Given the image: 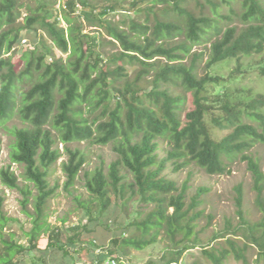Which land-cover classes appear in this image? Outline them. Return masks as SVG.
Segmentation results:
<instances>
[{"label": "trees", "instance_id": "trees-1", "mask_svg": "<svg viewBox=\"0 0 264 264\" xmlns=\"http://www.w3.org/2000/svg\"><path fill=\"white\" fill-rule=\"evenodd\" d=\"M35 1L37 6L29 5L31 13L19 24L21 0H0V125L18 108L25 125L11 131L10 158L24 167L25 180L36 190V194L30 188L23 191V205L27 207L31 194L34 206L27 247L16 242L13 234L9 239L3 237L7 221L3 215L5 198L0 194V264H24L28 255L33 264H59L57 256L33 253L40 249L38 236L47 233L41 249L57 247L64 264H82L84 249L89 252L87 264H110L112 259H120V248L144 249L156 241L160 231L171 242L161 264H180L185 253L196 248L211 264H224L230 258L249 264L250 249L256 251L258 261L264 259V170L252 151L256 144H264V94L230 85L247 73L239 62L243 56L254 55L260 64L259 74L264 76V0H205L212 14L194 12L187 7L192 0H130V11L145 13L147 20L132 19L129 30L120 27L127 22L122 17L116 23L107 19L111 13L127 10L122 6L127 0L103 4L67 0L63 16L68 22L77 8H84L89 22L114 39L111 44L120 42V51L107 56L111 65L104 63L106 39L84 33L79 16L78 24L71 25L67 35L53 4ZM235 4H240L241 13ZM222 6L228 7V14L219 12ZM237 16L241 25L221 28V20L231 23ZM40 26L50 40L42 35L38 39ZM26 29L35 30L36 46L21 43V32ZM202 41H210V47L200 71L199 61L205 52L191 51ZM19 46L26 47L21 56L26 65L21 71L11 57H4ZM185 55L190 56L188 62L183 60ZM234 61L236 66L227 76L224 69L230 70ZM25 79L31 81L30 87L18 92ZM16 93L20 96L18 107ZM224 130L228 133L219 137L217 133ZM85 139L102 145L115 143L117 158L107 171L97 167L84 172L88 199L77 200L88 223L69 227L72 234L64 243L60 241L63 230L51 228L47 219L48 202L59 187L50 184L51 167L61 156L58 141L67 144ZM163 139L170 149L161 159L158 149ZM65 150L64 188L70 190L86 157L78 148ZM1 152L0 139V157ZM236 159L245 162L251 174L253 204L261 215L255 221L247 216L245 187L239 183L234 187V218L226 217L221 230L204 236L207 227L199 229L200 221L205 218L212 223L214 217L201 207L206 189L189 194L192 171L179 185L164 174L167 162L175 171L194 163L209 174H223ZM1 184L21 188L10 166L0 168ZM135 203L136 215L129 219V208ZM111 211L115 219L127 213L128 222L121 228L129 234L115 235L112 246L99 251L95 239H85L84 232L91 233V227L97 225L94 222ZM244 227L249 242L238 237Z\"/></svg>", "mask_w": 264, "mask_h": 264}, {"label": "rangeland", "instance_id": "rangeland-1", "mask_svg": "<svg viewBox=\"0 0 264 264\" xmlns=\"http://www.w3.org/2000/svg\"><path fill=\"white\" fill-rule=\"evenodd\" d=\"M53 4L55 16H58V20L60 22V26L66 29V34L68 35L69 27L71 25L78 24L77 16H79V20H81V24L83 25V32L89 35H98L100 39H106V45H104V59L106 60L104 63L107 65H111L107 60V56L110 53L116 51H120L121 45L120 42L115 40V45L111 44L110 41L114 40L110 37L107 32L99 27L97 24L90 23L86 18V9L77 8L76 12L72 14V21L68 22L63 14H65L67 7V0H48ZM93 4L98 3H107V0H89ZM201 2H197L196 0H192L187 3V7H190L197 14L199 11H205L208 14H212V10L210 5L205 2V0H200ZM22 5L19 8V17L17 18V23L22 24L25 21V17L29 15L31 12L28 9L29 5L36 7L37 1L35 0H21ZM201 3V4H200ZM123 9L127 10H119L116 13H111L107 16V19L112 22H117L121 17L125 19L127 22L120 27L123 26V29H130V22L132 19L138 21H146L147 16L145 13H139L136 11H130L131 8L130 0H127L124 4ZM236 10L238 13H241L240 4H235ZM221 14H228L229 9L226 6H222L219 9ZM240 17H235L231 23L224 22L226 20H221V28L225 30L227 27L234 25H241L239 22ZM154 21V16L151 15L149 20V24L152 25ZM234 22V23H233ZM38 39L40 35H42L45 40H50L46 38V32L40 27H38ZM23 35L22 42L28 45L36 46L38 40L35 38L36 33L35 30L29 29L21 32ZM41 39V38H40ZM173 40V39H172ZM174 39L173 41H176ZM210 47V41H202L199 44H194L191 52L194 51H204L205 55L203 60L199 61V70H202L204 66V62L208 57ZM26 47L19 46L16 47L15 50H12L9 53H5L4 57H11L12 61L15 63V67L18 71H21L25 68L26 60L21 58L22 54H24V50ZM55 49L53 48V51ZM54 56L48 57L47 60L50 62ZM185 62L190 60L189 55H185ZM242 63V71L247 72L245 75L240 76L238 79L232 80L233 89L237 88H248L252 91V93H263L264 94V76L262 77L259 74V67L256 58L254 55H248L241 57L239 61ZM262 65V64H261ZM236 66V62L230 64V70H225L224 72L228 76L232 72V67ZM129 77H132V74H129ZM121 80H119L120 82ZM31 81L25 79L23 83H19L17 87L18 92H22L30 87ZM18 99L16 100V106L20 105V96L16 93ZM85 108V104L83 105ZM18 108L15 109V112L5 120L0 125V139L2 140V152L0 157V168L10 166V169L16 173L18 176L19 184L21 188H9L3 184L0 185V194H2L5 198L4 206H3V215L6 217V224L3 227V237L10 238L12 234L14 235V240L18 243L23 244L25 247L30 244V236L29 233L33 228V217L32 214L34 212L33 206V195H29L30 201L27 204V207L23 205L25 200V195L23 191H28L27 189L36 194V190L34 189L31 182L25 180L24 177V167L21 164L13 163L10 158L11 153V143L13 142L14 135H12L11 131L15 126L22 127L25 125V122L21 120L18 115ZM86 117V113L84 114ZM55 133V130L52 129ZM228 131H219L217 135L219 137H223L227 134ZM59 140V139H57ZM160 147L158 149V154L161 159H163L167 155V150L170 149V144H168L167 140H159ZM115 143L110 142L107 144H99L91 139H85L82 141L69 142L64 144L58 141V148L61 151V156L58 159L57 163L51 167V175L49 178L50 184L52 186L58 185V189L56 194L49 200L48 208H47V219L51 224V228H57L63 230L61 233L60 241L66 242L69 235L72 234V230L69 227H72L76 224H85L88 223V216L82 207L79 206L77 197H81V199H88V193L85 187L84 181V172L89 170L92 171L97 167H103L105 171L108 170L109 164L117 158V153L114 151ZM65 147L70 148H78L80 149L86 157V163L84 164V168L79 174L75 184L70 190H66L64 188L66 176L62 169V163L65 159H67V154ZM252 151L259 157L260 162L262 164V168L264 170V144H256L252 147ZM189 171H192V176L190 179V192L189 194H195L199 188H205L206 192L202 196L203 203L202 208L205 210L206 214L213 215L212 223H207L206 219H202L200 221V225L198 228H202V226H206L207 230L204 232V236H211L214 232L221 230L224 227V220L226 217L234 218L235 212V193L234 187L239 183H243L245 187V201L244 207L247 212V216L255 221L258 220L261 213L254 207L253 199L254 192L251 190L252 185V177L250 172L246 168V163L241 161L240 159H236L229 163V172L223 174H209L205 170L196 166L192 163L190 166H186L181 168L179 171H175L173 169V164L169 161L167 162V167L164 170V174L167 175L170 179L176 181L179 185L183 183L185 179L188 177ZM136 203L135 206L129 208L131 210L128 214L130 216L129 219H132L136 215ZM172 211V209H171ZM95 216L97 215L94 213ZM127 213H122L115 219L113 212H108L103 214V216L95 221L97 225H93L91 228L93 231L91 233L84 232L85 239H95L98 250L106 251L109 247L112 246V239L115 235L123 234L124 232L129 234V230H126L124 227L126 222H128ZM113 219V220H112ZM100 223V224H98ZM108 223V224H106ZM121 228V229H119ZM78 231L80 228L77 229ZM48 234L45 236H38L37 243L40 246V249L35 248L33 253L37 256L43 255L44 253L50 254V257L57 256L59 264L63 262V253L57 247H50L48 250H42L41 248L45 245L48 240ZM44 237V238H43ZM238 237L243 239L246 242H249V236L247 228H242L238 231ZM171 245V242L167 238L166 234L163 231H160L157 235L156 241L149 246H146L144 249H136L134 247H124L120 248L119 254L120 259H116L117 264H161L162 256L165 253V250ZM2 243L0 241V250L2 251ZM97 251V252H99ZM81 256L83 258L82 264H87L89 261V252L88 249H84L81 252ZM249 264H264V259L261 261L257 260V253L254 249H250L248 252ZM110 264L111 261H109ZM24 264H33V259L30 255L25 256ZM64 264V263H63ZM180 264H211L206 262L200 254V249H193L183 256L180 261ZM224 264H246L243 260H237L235 258H230Z\"/></svg>", "mask_w": 264, "mask_h": 264}, {"label": "built area", "instance_id": "built-area-1", "mask_svg": "<svg viewBox=\"0 0 264 264\" xmlns=\"http://www.w3.org/2000/svg\"><path fill=\"white\" fill-rule=\"evenodd\" d=\"M111 263H112V264H116V260L112 259V260H111Z\"/></svg>", "mask_w": 264, "mask_h": 264}]
</instances>
